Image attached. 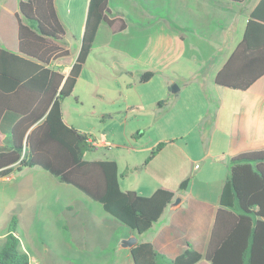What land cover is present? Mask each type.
I'll list each match as a JSON object with an SVG mask.
<instances>
[{
	"label": "crops",
	"instance_id": "crops-1",
	"mask_svg": "<svg viewBox=\"0 0 264 264\" xmlns=\"http://www.w3.org/2000/svg\"><path fill=\"white\" fill-rule=\"evenodd\" d=\"M173 1V6L170 0H156L131 10L123 4L111 5L108 0L110 13L122 15L126 28L113 32L105 22L99 24L67 97L75 95L77 84L84 80L85 85L96 86L97 97L91 109L122 119L113 144L120 152L108 159L117 163L123 190L150 195L162 186L182 198L176 207L165 208L145 232L149 236L144 240L114 217L113 221L97 202L94 209L99 219L111 222L109 228L116 235L114 251L123 253L130 262L131 246L125 242L130 237H135L136 243L150 242L168 258L176 257L189 245L203 254L219 207L228 159L264 149V75L245 90L214 82L215 74L241 41L259 0ZM17 2L0 0V46L13 52H17ZM87 4L84 0L86 9ZM78 50L72 54L69 49V54L54 60L52 66L66 76ZM142 71H151L153 76L140 82ZM106 83L115 88V93L100 90ZM18 118L10 110L2 113L0 151L10 148V129ZM159 142H164L163 147L145 162ZM93 144L97 146L94 139ZM13 175L0 181L11 180ZM186 178V188L178 191ZM65 208L72 209L73 215L80 212L68 205ZM81 223L86 224L84 220ZM68 225L65 222L62 228ZM6 232L0 231V239ZM21 248L29 255L30 264H43L24 244ZM193 264L210 263L201 257Z\"/></svg>",
	"mask_w": 264,
	"mask_h": 264
},
{
	"label": "trees",
	"instance_id": "trees-1",
	"mask_svg": "<svg viewBox=\"0 0 264 264\" xmlns=\"http://www.w3.org/2000/svg\"><path fill=\"white\" fill-rule=\"evenodd\" d=\"M241 1V0H232ZM17 52L0 46V117L5 110L19 115L10 129V148L0 151V178L26 167H40L98 202L103 210L138 234L158 221L174 192L157 187L150 195L123 190L115 160L85 159L95 148L91 134L67 124L62 101L71 95L101 22L113 32L126 28L125 18L110 13L108 0H88L77 55L66 76L52 62L67 56L65 28L55 0H18ZM264 75V0L250 13L241 41L217 71L214 82L245 90ZM151 71L139 73L146 82ZM164 145L159 142L145 162ZM126 170L122 173L125 174ZM188 179L178 186L186 188ZM209 240L203 254L189 245L174 258L150 242L130 247L133 264H264V149L228 159ZM0 264H30L12 215L0 247Z\"/></svg>",
	"mask_w": 264,
	"mask_h": 264
},
{
	"label": "rangeland",
	"instance_id": "rangeland-1",
	"mask_svg": "<svg viewBox=\"0 0 264 264\" xmlns=\"http://www.w3.org/2000/svg\"><path fill=\"white\" fill-rule=\"evenodd\" d=\"M155 1L111 0V5L119 3L123 8L131 9ZM170 5H174L173 0ZM55 6L65 28V46L73 54L80 47L86 15L84 0H55ZM102 27L107 26L102 24ZM95 88L81 80L75 95L63 102L64 118L71 126L90 133L96 141L97 146L84 153L85 159L111 158L120 152L113 144L118 136L116 129L123 123L121 118L103 116L91 109L97 97ZM102 89L115 93V88L108 83L100 86ZM13 174L11 180L0 181V231H5L11 216L16 215L17 235L21 245L31 250L32 256L43 264H132L123 253L114 251L116 235L109 228L111 222L99 219L100 215L94 209L97 202L73 186L59 182L40 167L23 168ZM66 205L80 212L73 215ZM109 217L114 221L112 216ZM83 220L85 226L81 223ZM65 222L69 225L63 229ZM148 236L144 232L138 239L144 240ZM2 241L3 238L0 247Z\"/></svg>",
	"mask_w": 264,
	"mask_h": 264
},
{
	"label": "water",
	"instance_id": "water-1",
	"mask_svg": "<svg viewBox=\"0 0 264 264\" xmlns=\"http://www.w3.org/2000/svg\"><path fill=\"white\" fill-rule=\"evenodd\" d=\"M182 198L181 196H175L173 198V200L169 203L168 207L169 208H173L176 207L180 202H181ZM136 232V231H135ZM137 233V232H136ZM125 242L129 245V246H133L134 244H136V238L135 237H130L127 240H125ZM131 255V254H130ZM132 259V258H131Z\"/></svg>",
	"mask_w": 264,
	"mask_h": 264
}]
</instances>
